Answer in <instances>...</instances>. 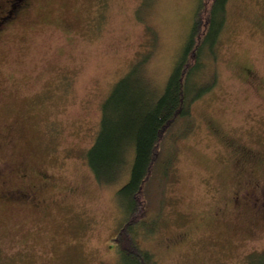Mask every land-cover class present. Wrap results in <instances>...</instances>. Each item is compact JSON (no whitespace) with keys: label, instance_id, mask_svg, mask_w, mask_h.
Segmentation results:
<instances>
[{"label":"rangeland","instance_id":"1","mask_svg":"<svg viewBox=\"0 0 264 264\" xmlns=\"http://www.w3.org/2000/svg\"><path fill=\"white\" fill-rule=\"evenodd\" d=\"M197 2L25 0L2 21L0 264H135L112 240L127 220L116 193L127 163L101 183L85 153L102 102L127 73L135 92L163 91ZM6 9L0 0V16ZM222 29L197 74L212 84L164 132L143 225L130 226L148 264L264 260V211L237 195L264 183V0H227Z\"/></svg>","mask_w":264,"mask_h":264},{"label":"trees","instance_id":"2","mask_svg":"<svg viewBox=\"0 0 264 264\" xmlns=\"http://www.w3.org/2000/svg\"><path fill=\"white\" fill-rule=\"evenodd\" d=\"M16 2L13 1V5ZM226 2L198 0L183 54L160 94L153 96L146 92H135L130 87L127 73L101 104L98 131L85 157L101 183L117 181L120 168L124 162L127 163L126 180L116 191L123 210L127 212V220L111 239L118 256L130 254L135 257V264H148L151 260V255L134 242L130 230L133 223L143 225L145 217L140 212L143 187L155 169L158 144L166 129L177 117H190V102L207 92L212 84L213 79H210L211 82L206 78L198 80L197 74L205 63L203 54L207 52L211 57L216 54ZM129 150L132 156L125 161L123 155ZM168 156L160 164L163 175L170 164L171 155Z\"/></svg>","mask_w":264,"mask_h":264},{"label":"flooded vegetation","instance_id":"3","mask_svg":"<svg viewBox=\"0 0 264 264\" xmlns=\"http://www.w3.org/2000/svg\"><path fill=\"white\" fill-rule=\"evenodd\" d=\"M13 1H15V0H6L7 9L5 10V15H1L0 16V28H2V26H3V22L2 21H4V19H6V18H9L11 16V14H13V12H15L18 8L23 6V4L25 3V0H17L18 2H16V5H13ZM0 176L3 178V175H0ZM4 181H5V179L3 178L2 182H4ZM244 182L245 183H251L248 179L245 180ZM256 188L261 190V194L264 197V183L263 184H258L256 182H254V184H247L246 186H244L242 188V190L237 194V195H239V197L241 199H238V197H235V200L237 201V199H238L242 203L244 201L243 204H245L246 202H250V204L255 205L256 208L262 209L264 211V203L263 202H260V203H263V204H258L257 203V200L261 201V200H264V199L258 198V196L254 195V194H256V192H255ZM258 192H259V190H258ZM16 195L20 196L19 193H17ZM9 196L10 197H14L15 194L13 193L12 195H9ZM251 252H253V251H250L249 253H251Z\"/></svg>","mask_w":264,"mask_h":264},{"label":"water","instance_id":"4","mask_svg":"<svg viewBox=\"0 0 264 264\" xmlns=\"http://www.w3.org/2000/svg\"><path fill=\"white\" fill-rule=\"evenodd\" d=\"M262 264H264V261H263V263Z\"/></svg>","mask_w":264,"mask_h":264}]
</instances>
